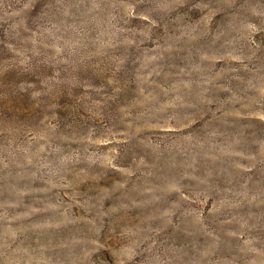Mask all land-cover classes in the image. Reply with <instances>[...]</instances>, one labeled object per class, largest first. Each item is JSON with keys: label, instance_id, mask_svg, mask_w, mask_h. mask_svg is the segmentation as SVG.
<instances>
[{"label": "rangeland", "instance_id": "1", "mask_svg": "<svg viewBox=\"0 0 264 264\" xmlns=\"http://www.w3.org/2000/svg\"><path fill=\"white\" fill-rule=\"evenodd\" d=\"M0 264H264V0H0Z\"/></svg>", "mask_w": 264, "mask_h": 264}]
</instances>
